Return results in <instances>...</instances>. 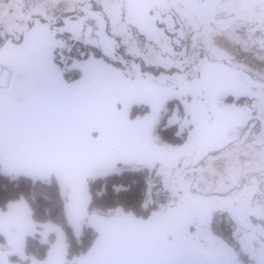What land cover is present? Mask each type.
<instances>
[{
	"label": "snow or ice",
	"instance_id": "6c2138e0",
	"mask_svg": "<svg viewBox=\"0 0 264 264\" xmlns=\"http://www.w3.org/2000/svg\"><path fill=\"white\" fill-rule=\"evenodd\" d=\"M0 264H264V0H0Z\"/></svg>",
	"mask_w": 264,
	"mask_h": 264
}]
</instances>
